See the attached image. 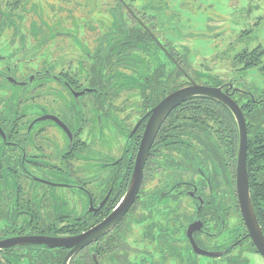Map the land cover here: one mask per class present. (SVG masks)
<instances>
[{
    "label": "flooded vegetation",
    "instance_id": "obj_1",
    "mask_svg": "<svg viewBox=\"0 0 264 264\" xmlns=\"http://www.w3.org/2000/svg\"><path fill=\"white\" fill-rule=\"evenodd\" d=\"M143 1L13 0L14 7H0V264L264 260L238 195L240 131L214 99L192 97L171 110L126 201L150 111L180 88H219L244 119L249 198L264 237V119H246V110L264 108V89L240 88L209 70L214 54L192 68L175 48V24L167 23L175 13L161 12L168 0ZM251 55L258 64L246 70ZM263 56L260 45L242 49L232 66L264 75ZM246 98L255 103L243 104ZM198 99L226 112L176 119L177 109ZM93 229L83 247L35 243ZM189 237L214 256L193 251Z\"/></svg>",
    "mask_w": 264,
    "mask_h": 264
},
{
    "label": "rangeland",
    "instance_id": "obj_2",
    "mask_svg": "<svg viewBox=\"0 0 264 264\" xmlns=\"http://www.w3.org/2000/svg\"><path fill=\"white\" fill-rule=\"evenodd\" d=\"M37 2L42 3L43 0ZM167 4L169 7L166 8V5H161V12L175 13V18L167 21L169 25L175 24V48L186 55V61L192 68L200 61H209L214 54L215 63L209 70L236 80L240 88L264 89L262 70L251 75L232 66L234 56L242 49L257 45L264 48V0H168ZM183 34L190 40H184ZM0 50L5 51L3 44H0ZM247 258L248 264H264L258 255ZM196 264L219 262L196 257Z\"/></svg>",
    "mask_w": 264,
    "mask_h": 264
},
{
    "label": "water",
    "instance_id": "obj_3",
    "mask_svg": "<svg viewBox=\"0 0 264 264\" xmlns=\"http://www.w3.org/2000/svg\"><path fill=\"white\" fill-rule=\"evenodd\" d=\"M208 97L214 99L218 102H221L229 110L232 112L235 121L238 125L240 131V147H239V168L243 173V179L238 182V195L242 208L243 217L245 220V224L247 226L249 236L251 237L255 247L259 251V253L264 257V237L261 233L260 227L257 224V221L254 216V212L251 206L249 191L247 186L246 179V170L244 164V155H245V123L240 109L237 107L235 102L231 100L230 97L223 94L219 88H209L198 85H190L187 87H183L178 89L177 91L171 93L167 97H165L160 103H158L151 111L150 117L147 122V126L143 135V139L141 142V148L139 154L136 159L135 170L131 180V196H129L126 201L129 202L133 199V195L136 192L139 180H140V170L142 162L145 161L150 145L152 144L162 122L165 120L167 115L174 109L177 105L181 104L185 100L192 97ZM116 219H110L105 222L104 225H112ZM110 222L112 224H110ZM98 231L96 229L90 230L84 234H81L75 237L72 240L65 239H48V238H36L35 243L45 244L48 247H63L74 245L75 247H83L89 242H91L92 238L96 236ZM192 248L197 254L212 257L214 255L199 250L195 245L191 237ZM68 258V257H67ZM66 258V259H67ZM65 264V263H64Z\"/></svg>",
    "mask_w": 264,
    "mask_h": 264
},
{
    "label": "trees",
    "instance_id": "obj_4",
    "mask_svg": "<svg viewBox=\"0 0 264 264\" xmlns=\"http://www.w3.org/2000/svg\"><path fill=\"white\" fill-rule=\"evenodd\" d=\"M9 2L7 3L6 0H0V7H2V5H5L6 4H9V6H12V1L13 0H8ZM246 55H244L245 57ZM251 58L253 60V62H246L244 68L246 70H250L252 69L254 66H256L258 63H257V60L256 59V56H255V60L254 61V57L251 55ZM211 102L209 100H193L192 102L190 103H185L184 105H191L190 107H181L178 110V112L180 113V117L177 116L176 119H187V120H200V118L204 117V116H207L206 112H208L209 110H212L213 111H217L218 110V115H217V119H220L221 118V106H218L217 110L214 108V107H211L210 104ZM243 104H248V103H255L254 101H252L251 99H247L246 100H243L242 101ZM183 105V106H184ZM193 105V106H192ZM264 105V104H262ZM223 110V108H222ZM223 112H226L225 110H223ZM246 113H249L248 116H246V119L248 122L250 121H260L261 119H264V117L262 116L264 114V108H259V109H248L246 110ZM227 117L229 118V122L232 123L231 121V117L229 114H227ZM229 126L231 127V124H229ZM165 127V126H164ZM163 127V128H164ZM161 135V132L160 134ZM258 212H259V216H260V221L262 222V225H264V207L262 206L260 209H258Z\"/></svg>",
    "mask_w": 264,
    "mask_h": 264
}]
</instances>
